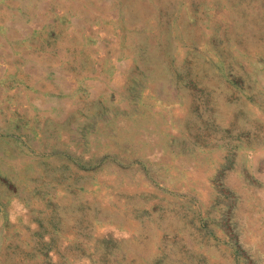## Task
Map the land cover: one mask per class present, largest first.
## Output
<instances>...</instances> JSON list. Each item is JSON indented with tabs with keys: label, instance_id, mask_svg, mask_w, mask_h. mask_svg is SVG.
<instances>
[{
	"label": "rangeland",
	"instance_id": "obj_1",
	"mask_svg": "<svg viewBox=\"0 0 264 264\" xmlns=\"http://www.w3.org/2000/svg\"><path fill=\"white\" fill-rule=\"evenodd\" d=\"M0 264H264V0H0Z\"/></svg>",
	"mask_w": 264,
	"mask_h": 264
}]
</instances>
